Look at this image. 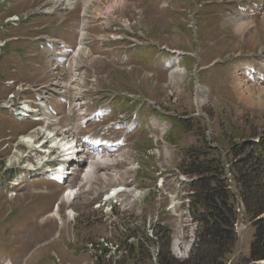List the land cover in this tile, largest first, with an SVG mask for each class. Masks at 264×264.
<instances>
[{
    "label": "rangeland",
    "instance_id": "374dc122",
    "mask_svg": "<svg viewBox=\"0 0 264 264\" xmlns=\"http://www.w3.org/2000/svg\"><path fill=\"white\" fill-rule=\"evenodd\" d=\"M87 1L90 2L91 0H83L84 6ZM108 1L106 0V2ZM120 1H122L123 7H118L119 3L115 4L113 1H109L106 5L108 6L107 14L110 16L129 17L135 23L134 32L137 34V40L144 41L148 39L153 45H151L152 49L148 51V61L147 56L139 54L137 58H133V65L129 68L119 66L118 69L111 73V69L107 64L108 59H100L99 63H97L98 72L105 76V78L100 80L104 90L110 93H117L118 106L115 120L120 121L126 127L125 123L129 122L131 116L136 112H142L146 117L137 123L136 129L129 137H125L123 135L124 132H119L120 130L112 133H117L115 135L117 138L125 137L127 139L126 143L130 144L138 154H145L155 146L150 134L160 133V122L161 124H167V134L164 139L169 146L176 147L178 154L177 163L185 172L192 174L196 169H201L207 176H210L206 171L210 169L220 179L222 173L221 165L224 162L234 165L236 159L242 160L244 158L238 156L239 152L242 155L246 149L244 146L240 148L243 143L257 140L258 138L260 143L264 142V98L256 102H252L249 99L248 91L252 90L253 85L249 84L248 81L242 84L241 90L237 84L239 94L232 91L228 85L222 87L220 72L223 75L224 72L221 68L210 72V74L209 72L193 74L198 65L197 61H199L196 56L199 53L198 51L204 49L205 54L199 53L200 57L205 56L210 62H215L222 56L224 58L231 57L237 54L241 48L238 47L237 41H242L243 36L247 38L250 35L253 38L252 41L250 40L251 46L257 48L250 54L255 55L260 50V46L264 48V25L262 22L264 18V0ZM83 3L80 6L81 9H77L74 13L53 17L57 18L58 21L63 20L64 23L61 26L57 25L56 19H53L55 20L53 21L52 17H44L41 20V24H36L33 27L44 25L47 33L54 36H59L66 24L75 29L79 23L80 10L83 9L84 13ZM37 4L33 5L37 6ZM29 6L28 3L22 4L17 12H21ZM245 6L253 8V17H246L245 13L240 12V7L244 8ZM95 11V15H101L102 9H96ZM193 21H198L196 25L198 30L194 31L190 28ZM162 26L164 27L163 30ZM222 28H225V31ZM164 30H167L168 33L162 34ZM247 30L249 31L246 32ZM256 30L257 33L254 37ZM139 33H141V36H139ZM243 33L245 34L242 35ZM223 36L226 38L222 39ZM64 38L70 42L68 33H65ZM71 38V43L75 45L76 37L71 36ZM162 46L168 47L170 51L180 50L185 57L180 62L171 64L172 57L162 54ZM159 48L160 51H158ZM9 51L10 48L6 50V53H9ZM158 54L159 56L157 57ZM189 54L195 55L198 60L190 57ZM20 55L24 57V53ZM257 56L258 54L253 58L257 59L260 65H263L264 63L261 61L264 60V50L261 56L258 58ZM246 58L248 60L253 59L249 55ZM231 59L238 61L242 57L229 58V60ZM168 63L171 64L169 68L166 67ZM244 65L245 63H242V66ZM162 66L166 70H161ZM180 73L184 75L179 76L178 74ZM29 79L30 77L27 75L24 81L29 82ZM197 80L200 81L201 86L204 88L203 93H201L202 88L200 89V94L198 92ZM140 81L141 87L139 88ZM260 87V89H264V83ZM129 96L131 97L129 98ZM243 98H245L246 102ZM198 99L204 102L203 106L196 105ZM238 100L240 103L237 102ZM128 101H131V104H128L129 108L126 109L125 102ZM225 104L228 105L225 106ZM252 104L254 105L251 106ZM160 110L165 111V114L168 115L163 116L161 121ZM152 121L158 122L159 127L150 124ZM100 129V126H92L93 131ZM8 130L19 133L21 126L0 114V133L5 135ZM146 164H148V168H144L145 171L139 176L140 180H143L142 183H139L140 188L150 190V195L144 202L143 210L141 207L138 209L134 207L135 211L133 214L123 220L125 221L123 229L126 233H124V230L117 228L116 236H114L113 232L111 234L115 243L119 244L121 248L127 249L128 254L122 258L119 264H141L142 259H149L150 252L148 247L154 245L149 237L150 235L152 236V231L154 235L158 236V243L161 246L158 264H174V262L191 264L200 255L199 249L189 260L178 261L172 256L170 251L172 239L168 234L169 232L167 230L160 231V213L157 211L160 208V201H158L159 198L157 197L158 195L160 196V193L157 194L159 189L155 185V177L157 178L159 174V169L157 168L159 160L149 159L144 161V167ZM247 166L242 167V173L245 177L246 173H249ZM19 167H22V165ZM152 167L156 172L153 171ZM242 176L240 178L241 183ZM253 178L250 179L251 182ZM246 180L247 182L249 181L247 177ZM3 181L4 176L0 177V183ZM208 182L207 185L202 182V187L198 190L199 197H201L200 202L208 209L209 213L207 216L211 214L218 217L217 213L213 212L218 206L220 196L211 195L212 191L218 192L215 189L217 184H213L211 180ZM42 184L41 181H36L33 187H41ZM56 190L59 191L58 188ZM126 190L131 191L129 189ZM140 192H137V194L131 192L128 195L129 200H134L137 195L142 197L146 195V193L141 192L140 194ZM243 194L245 196L244 203L246 201L252 211H256L264 203V189L254 187L251 191H248L243 188ZM53 198V195L38 194L27 202L26 197L22 202L17 203L18 206L15 204L16 206H13L10 213L6 215L9 217L10 214H13L6 221V224H2L0 221V264H19L16 263V258L22 256L25 257L22 260V264H34L36 260L41 258L43 260L38 262V264H50L51 260H57L56 253L62 264L66 262L69 264H93L89 257L85 255L86 253L80 254L83 252L84 245L90 239L96 238V234L92 236L96 225L90 224V213L87 212L88 210L81 213L75 225L69 224L70 227L66 230L61 227L58 228L59 235L55 241L46 243L43 246H37L38 243L45 241V239H40L37 244L33 245V247H37L30 254L28 253L29 248H23V239L26 238L24 237L26 233H28V237L34 238L36 233L33 232L39 231L49 223L48 220L41 222V218L51 211ZM204 198L207 200L205 201ZM129 200L122 199V202L128 204ZM8 203L6 196L0 193V214L4 213L1 209L6 210ZM22 213L26 215L33 213L34 218H16L17 223L12 220ZM219 215L220 221L226 226L231 227L230 223L234 224L232 216H228L224 212V216L222 214ZM250 219L253 221L252 218ZM250 219H248V216L238 217V224L244 230L241 231V234L237 232V237L234 236L236 239L235 248H233V254L226 257L225 264H246L249 260L251 242H254L257 234L260 233L259 231H262L259 228L261 225L258 226L256 217H254L253 222ZM29 221L33 225L30 229H28ZM207 224H210V222L207 221ZM170 227H173L171 221ZM25 228L26 230L24 231ZM222 228L224 227L221 226ZM65 234L70 242L80 245L81 250L78 249L77 254H65L66 251H64L63 245V243L65 244ZM163 234L165 241H161L159 238ZM107 235L108 230L106 235L104 231L101 234V236ZM176 244L175 250L182 255L184 253L183 250L176 248ZM137 247L141 250L135 252ZM67 248L71 249L72 246L67 245ZM4 256L6 259H4Z\"/></svg>",
    "mask_w": 264,
    "mask_h": 264
},
{
    "label": "trees",
    "instance_id": "16d2710c",
    "mask_svg": "<svg viewBox=\"0 0 264 264\" xmlns=\"http://www.w3.org/2000/svg\"><path fill=\"white\" fill-rule=\"evenodd\" d=\"M250 163L248 168L249 173H246V177L249 181L247 182L245 175L242 176L243 188H246L248 191H251L254 187H258L255 181L257 176L256 173L259 172V166L262 162L257 160L253 163L250 161ZM251 178H253L252 182L250 180ZM208 181L209 179H206L203 183L207 185L209 183ZM211 195L220 196L218 206L214 210L215 212H213L217 213L218 217L211 214V217H209L210 215L207 216V214L202 218L204 231L202 232V244L199 247L200 255L197 256L196 260L191 264H225L226 257L232 253L235 246L236 239L234 237L235 233L232 223H230L231 227H228L222 223L219 218V214L223 215L224 212L226 215L232 216L234 222L233 204L224 190H218V192L212 191ZM206 200L207 199H205V201ZM249 210L254 217H258L264 211V203H262L256 211ZM199 217L201 219V214ZM207 221H209L210 224H207ZM220 225L224 228L221 229ZM259 225H261L259 228L262 229V231H259L260 233L257 234L251 246V257L249 262L264 260V220L258 222V226Z\"/></svg>",
    "mask_w": 264,
    "mask_h": 264
},
{
    "label": "bare ground",
    "instance_id": "6f19581e",
    "mask_svg": "<svg viewBox=\"0 0 264 264\" xmlns=\"http://www.w3.org/2000/svg\"><path fill=\"white\" fill-rule=\"evenodd\" d=\"M88 5H89V1H87L86 5L84 6V15L85 16L87 15V12H88ZM72 72L74 73V77H75L74 81H77V83H79V79H77V75H76V70L75 71L72 70ZM73 73H71L72 76H73ZM59 75L62 76V74H60V73H59ZM259 79L260 78L257 77L256 81L259 82L260 81ZM241 82H244V83H241ZM245 82H246V78L245 77L239 78L238 87L240 88V90H241L242 84H245ZM60 87H62V91L61 92H66L67 93L68 89L70 88V84H67L65 86V88H64V86H61V85H60ZM248 94H249V99L252 102H256L257 100H260L261 98H264V89L262 88V89L258 90L256 87L253 86L252 90L248 91ZM39 131L40 132H38V135H39V133H43V135L45 133L46 134L56 133L55 127H54L53 123L50 120H46L45 127L41 128ZM61 132L62 133H66V131H61ZM36 138H37L36 134L29 135V136H27L25 138H22L21 142L26 144L29 149H32V151H36V148H35V143H36L35 140H36ZM44 143L45 142H43L41 144L42 149H44L42 151L44 153V157H47L48 155H50V153L54 152L55 150L62 151V152L65 153L64 158H66V160H71L68 164H67V162H65V164H67V165H64V167L68 166L70 163H72L76 159L75 158L76 157L75 156L76 155L75 144L73 142L64 141V142H62L60 144H56L55 141H53V143H52L53 147H51V148H48L47 145L45 147H43ZM73 153H75V154H73ZM30 154H31V152H28V154L26 156H24V157H26V161L30 159V157H31ZM50 158H51V156H50ZM97 160H100V161L96 163V166H103L106 163H108L109 159H105V158L99 157ZM88 164H89V162L84 163L85 166H87ZM93 168H96V167L94 166ZM137 192H140V191H136L135 193L137 194ZM123 200H125V198H123ZM70 214L73 215V212H71ZM176 248L180 249L178 243L176 244Z\"/></svg>",
    "mask_w": 264,
    "mask_h": 264
},
{
    "label": "flooded vegetation",
    "instance_id": "af4514ba",
    "mask_svg": "<svg viewBox=\"0 0 264 264\" xmlns=\"http://www.w3.org/2000/svg\"><path fill=\"white\" fill-rule=\"evenodd\" d=\"M256 33H257V30L254 32V37H255Z\"/></svg>",
    "mask_w": 264,
    "mask_h": 264
}]
</instances>
